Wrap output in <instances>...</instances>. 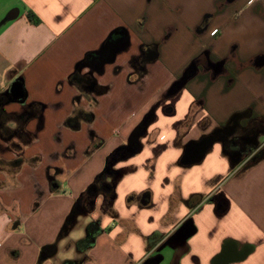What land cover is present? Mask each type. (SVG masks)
<instances>
[{"label":"crops","instance_id":"obj_1","mask_svg":"<svg viewBox=\"0 0 264 264\" xmlns=\"http://www.w3.org/2000/svg\"><path fill=\"white\" fill-rule=\"evenodd\" d=\"M66 262L264 264V0H0V264Z\"/></svg>","mask_w":264,"mask_h":264},{"label":"trees","instance_id":"obj_2","mask_svg":"<svg viewBox=\"0 0 264 264\" xmlns=\"http://www.w3.org/2000/svg\"><path fill=\"white\" fill-rule=\"evenodd\" d=\"M151 114L148 113L146 114V116L144 117V119L138 124V126L133 130L131 136H130V149L136 151L137 150V146L136 144V138H138L141 134H143L144 129L146 127V125L150 122L151 120ZM125 148H119L116 149L114 152H112L106 161V166L104 168V170L96 177V180L94 181V183L92 184L91 188L94 187L96 184L98 183H102L104 177H105V173L109 170V166L112 163L113 160H118L121 157H125L127 155L126 151H124ZM156 240V234L152 235L149 239V244H153L154 241ZM65 264H74L72 262H66Z\"/></svg>","mask_w":264,"mask_h":264},{"label":"flooded vegetation","instance_id":"obj_3","mask_svg":"<svg viewBox=\"0 0 264 264\" xmlns=\"http://www.w3.org/2000/svg\"><path fill=\"white\" fill-rule=\"evenodd\" d=\"M198 66H199V60H196V61L192 62L191 65L189 66V68H187V69L185 70V72H184V74H183V76H182V79H181L180 81H182L183 78L189 77L190 74H191L193 71H197V67H198ZM180 81H179V82H180ZM179 82H177V83L175 84L174 88L179 84ZM149 113L151 114V112H149ZM150 116H151V119H152V114H151ZM150 121H151V120H150ZM231 144H232V146L234 147L235 142L232 141ZM237 147H238V149H240L241 151H244V150H245V147H244L243 145H241L240 143H239V145H238ZM128 150H129V149H128ZM130 150H132V149H130ZM114 161H115V160L112 161V165H113L114 163L117 162V161H115V162H114Z\"/></svg>","mask_w":264,"mask_h":264},{"label":"water","instance_id":"obj_4","mask_svg":"<svg viewBox=\"0 0 264 264\" xmlns=\"http://www.w3.org/2000/svg\"><path fill=\"white\" fill-rule=\"evenodd\" d=\"M194 73H196V71H194L193 74H194ZM188 78H189V77L183 78V80L179 82V88H178L177 90H179V89L183 86L184 82H185ZM11 91L14 92V94H15L17 97H20V86H19L17 83H15V84L12 86V90H11ZM170 93H171V94H174L173 91H171ZM209 147H211V143H209V144L207 145V148H209ZM204 152H205V151H204ZM203 154H204V153H203Z\"/></svg>","mask_w":264,"mask_h":264}]
</instances>
